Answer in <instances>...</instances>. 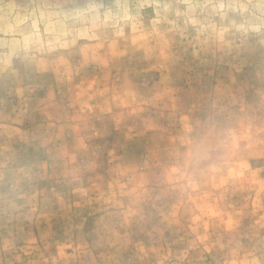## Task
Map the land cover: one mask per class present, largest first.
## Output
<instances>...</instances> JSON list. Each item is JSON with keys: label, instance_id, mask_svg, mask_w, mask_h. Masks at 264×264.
Masks as SVG:
<instances>
[{"label": "rangeland", "instance_id": "rangeland-1", "mask_svg": "<svg viewBox=\"0 0 264 264\" xmlns=\"http://www.w3.org/2000/svg\"><path fill=\"white\" fill-rule=\"evenodd\" d=\"M0 264H264V0H0Z\"/></svg>", "mask_w": 264, "mask_h": 264}]
</instances>
